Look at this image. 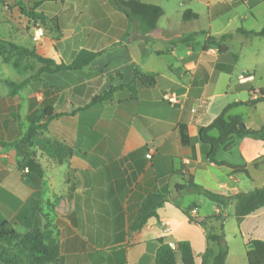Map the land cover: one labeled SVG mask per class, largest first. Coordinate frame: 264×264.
<instances>
[{
  "label": "crops",
  "instance_id": "crops-1",
  "mask_svg": "<svg viewBox=\"0 0 264 264\" xmlns=\"http://www.w3.org/2000/svg\"><path fill=\"white\" fill-rule=\"evenodd\" d=\"M140 1L164 10L147 40L137 32L129 40L135 25L113 0H23L26 11L44 21L24 14L17 0H0V224H11L21 235L47 227L59 246L55 264H156L161 241H188L195 263L202 264L207 233L190 217L224 215L229 246L225 264H248V242L264 241V207L238 224L235 201L223 210L185 187L191 179L224 196L264 187V141L235 137L229 149L215 156L218 162L244 166L247 176L214 166L207 156L210 147L199 135L226 106L254 100L264 89L257 84L256 67L240 70L239 55L228 44L234 39L248 44L257 37L237 28L227 32L234 34L226 42L227 52L204 50L208 37L227 34L211 32L213 23L236 0H186L178 26L201 19L202 13L192 8L199 2L207 7L209 32L194 28L181 34L163 0ZM186 9L198 19L184 22ZM37 25L45 34L34 41ZM201 33H206L205 40L197 48ZM185 37L192 38L179 42ZM11 43L52 61V71L41 72L48 66L12 50ZM83 50L101 54L85 68L54 70L71 65ZM135 70L154 74L155 84L134 80ZM245 72L254 79L240 82ZM24 81L17 91L7 83ZM111 89V99L91 105ZM168 91L178 96L179 104L164 100ZM45 109H51V118L44 116ZM227 115H241L247 128L259 130L264 127V102L235 107ZM34 122L45 124L49 138L63 149L49 156L37 146H13ZM162 191L169 193L168 202L157 217L133 231L142 201ZM209 225L218 232L221 224L214 220Z\"/></svg>",
  "mask_w": 264,
  "mask_h": 264
},
{
  "label": "trees",
  "instance_id": "trees-1",
  "mask_svg": "<svg viewBox=\"0 0 264 264\" xmlns=\"http://www.w3.org/2000/svg\"><path fill=\"white\" fill-rule=\"evenodd\" d=\"M63 1V0H60ZM115 5L134 23V33L129 35V40L136 37V32L139 38H144L153 32L158 25V21L164 15L162 7L154 4L144 3L140 0H113ZM17 5L20 10L34 19H40L44 21L41 15L34 13V11L27 12L24 7L23 0H17ZM182 19L184 22L197 20L198 14L194 13L190 9H186L183 12ZM238 33H242L246 36H256L264 38V26L260 31H245L242 28L237 30ZM234 34L227 33L220 37H208L204 50L209 48H216L220 53L228 51L226 42L232 40ZM192 37H185L180 39L179 42L187 43ZM142 39V41L144 40ZM147 40V39H146ZM145 45V44H144ZM10 48L14 51L26 54L34 57L39 62H42L48 67L53 65L52 61L43 59L37 56L33 51L16 44H9ZM99 52L81 51L71 65H58L54 67V70L61 69H82L91 64L96 58L100 56ZM54 66V65H53ZM42 68V71H52L49 68ZM134 80H138L144 86H153L156 82L154 74L142 73L138 70L134 72ZM12 89L23 87L27 81L23 83L7 82ZM111 89L109 92L102 96L93 98L91 105L101 103L111 99ZM264 102V89L259 91V96L254 100H248L245 102H235L229 104L224 108L221 114L208 126L201 127L199 130L200 139L203 144L210 147L207 154L208 159L214 164V166H227L232 168L234 173H243L249 175L247 169L244 166H233L225 162H218L215 160L217 152L221 149L227 150L230 148V144L233 138H245L250 137L254 139H260L264 141V127L259 130L249 129L245 126L243 117L241 115L228 116V112L239 106L251 107L258 103ZM90 105V106H91ZM51 109H45L43 111L44 116L49 118L52 114L49 113ZM58 116V115H57ZM47 128L44 124L34 122L29 126L24 137L14 143L13 146H19L20 144H31L35 142L36 136L42 130ZM215 132L216 135L212 133ZM37 146L45 151L49 156L53 151L57 153L62 150V145L59 142L53 141L50 138L45 140H37ZM187 190L195 192L196 194L205 197L209 201L215 203L219 208L225 210L235 201V216L237 223L240 224L243 219L264 207V187L255 189L247 193H239L234 196H224L218 193L211 192L204 189L202 186L196 184L191 179L188 180L185 187ZM169 200V193L167 191L157 192L149 194L142 201L135 220L131 229L133 231H139L143 226L153 217H157V211ZM191 220L203 226L207 233L208 248L203 255L202 264H225L229 253V246L226 241L224 223L226 216L215 215L203 220H198L190 217ZM220 222V228L216 232L214 226L209 225L210 221ZM60 257L59 246L55 239L52 237L51 231L47 227L42 229H34L28 233L21 235L17 233L11 224H0V264H55ZM247 259L248 264H264V241L251 240L247 244ZM156 264H196L194 259V252L191 244L188 241H181L177 244V248L173 249L170 244L163 243L157 249L156 252Z\"/></svg>",
  "mask_w": 264,
  "mask_h": 264
},
{
  "label": "rangeland",
  "instance_id": "rangeland-1",
  "mask_svg": "<svg viewBox=\"0 0 264 264\" xmlns=\"http://www.w3.org/2000/svg\"><path fill=\"white\" fill-rule=\"evenodd\" d=\"M219 1H225V0H219ZM236 1H237L236 5H234V7L231 8L228 14H225L222 17H219L216 21H214L213 31L211 32H214L215 34L216 32H223V33L235 32V30L240 27L248 28L255 31H260L263 28L264 2L254 3V2H258L257 0H242V1L236 0ZM246 1H248V3L245 4L244 2ZM184 2L185 4L187 3L186 0H170L169 3L163 0L161 4L165 6L168 17L176 22V21H181L179 14L183 10ZM215 2H217V0L212 1V3ZM192 8H195L196 10H199L202 13L201 19L196 22L192 21L191 23L182 24L181 27L178 26L179 24L176 22L177 25L174 23L176 25L175 26L176 28H174L175 31L181 34L182 32L186 33V30L188 29L201 28L202 30L209 32L207 7H205V5L199 2H194ZM246 17L248 18V20L245 22L244 18ZM205 34L206 33L198 34L197 36L198 42L195 44L197 48L203 45L205 40ZM251 40L252 41L248 44H242L240 39H234L228 44L231 51L239 55V69L240 70L243 68L255 69L256 67L257 84L264 85V38L253 37L251 38ZM48 138H49V133L47 128L40 131L36 136L37 140L39 139L45 140ZM36 141L35 142L33 141L31 144H25V145L29 147H35L38 145ZM239 176L243 177L244 179H247L245 175L241 174ZM228 219H230V217ZM228 229L230 235V220L228 222Z\"/></svg>",
  "mask_w": 264,
  "mask_h": 264
},
{
  "label": "built area",
  "instance_id": "built-area-1",
  "mask_svg": "<svg viewBox=\"0 0 264 264\" xmlns=\"http://www.w3.org/2000/svg\"><path fill=\"white\" fill-rule=\"evenodd\" d=\"M44 34H45L44 28L40 25H37V27L35 29V34H34L33 40L39 41L44 36ZM253 79H254V75L252 73H249V72H245V73H242L239 75V81L240 82H247V81H251ZM163 98H164V100L168 101L173 106L179 104L178 96L171 91L166 92L164 94ZM153 152H154V148H152V147L149 148V151L146 154V157L148 159H151ZM170 246L173 249L177 248V245H175L174 243H171Z\"/></svg>",
  "mask_w": 264,
  "mask_h": 264
}]
</instances>
